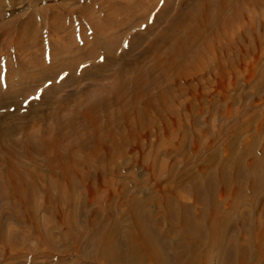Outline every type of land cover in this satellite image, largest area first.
<instances>
[{
    "label": "rangeland",
    "instance_id": "obj_1",
    "mask_svg": "<svg viewBox=\"0 0 264 264\" xmlns=\"http://www.w3.org/2000/svg\"><path fill=\"white\" fill-rule=\"evenodd\" d=\"M180 2L181 0H0V25L14 21L12 27L0 30V117L4 114L11 115L10 121L12 125L16 124V127L17 124H28V121L34 118L36 128L32 122L33 127L28 130H41L43 124L32 116L35 110H38V115L52 112L54 117L49 119L46 125L54 127L55 131L57 116L62 119L70 117L76 108L75 105L80 101L96 100L101 97L105 99L103 95L111 89L113 75L120 66V62L118 65L109 63L107 71L100 78H94L88 73L84 75L85 70L91 67L93 59L95 63H103L104 47L92 46L95 35L90 25L106 29L107 32L103 31L104 34L109 33L110 26L125 25L129 29L110 35L109 40L111 39L112 43L108 41L107 47L111 54L120 55L124 49L132 48V54L138 55L150 42L164 33L165 27L176 12L186 9ZM153 4L158 9L164 5L167 7L161 21H158L148 33L147 30L154 24L157 15L156 10L151 8ZM251 16L254 17V21ZM233 20L228 26L229 33L225 34L234 43L227 54L218 49L219 53L215 54L213 49L208 50L202 46L203 58L212 62L209 71L200 72L202 75L194 74L195 76L189 77L188 82L183 81L177 86L163 82L159 88L153 85L149 87L150 95L159 109L158 115L163 116L164 120L156 119L152 127H143L139 131L132 126L127 128L128 136L136 134L137 140L123 157L109 165L110 174L100 173L101 179L90 182L92 185H99L101 187L99 191L90 196L86 193L80 196L76 192L70 193L69 203L59 208L56 206L57 199L64 200L63 194L67 196L68 193L58 190L54 184L48 195L50 201L46 202L44 189L49 188L53 181L48 177L47 181L44 179L40 186L38 185L39 190L32 201L38 208L36 229L34 224L29 228L22 223L24 233L35 230L31 232L32 237L27 241L29 249L21 254L19 263L11 257L0 260V264H73L75 261L90 264L86 259L80 258L76 251L79 249L92 253V250L85 249L82 243L78 248L64 252L60 236L65 235L67 239V231L69 234L71 232L86 235L88 225L92 220L106 215L108 207L114 217L124 219L126 216L122 215L126 208L120 201L129 200L131 197H143L147 195L145 191L155 192L158 179L166 180V173H163L165 169L174 172L182 170L199 172L208 164L214 165L219 160L230 159L232 155L230 152L240 151L243 146L253 145L255 154H260L264 146V5L252 11L239 8L235 11ZM241 33L245 36L243 39L240 38ZM139 34H143L141 38L143 40L137 38ZM234 35L245 48L248 45L255 48L256 39L261 45L256 46L253 53L244 54L234 42ZM18 39L25 43L26 47L16 49L14 44ZM220 42L226 44L224 39H220ZM213 43L210 38L206 42L207 46ZM84 54L89 56L82 58ZM213 58H218L220 63L216 65V59L214 62ZM228 60L233 63L229 68ZM147 61L148 66L152 57L148 56ZM107 62L105 61V64ZM21 66L24 67L23 70L19 69ZM30 66L34 69L29 73ZM41 71L49 73L45 78L47 80H37ZM157 75L160 76L158 73ZM31 79L37 81L32 83ZM50 89H53V92L50 97H46L47 101L45 99L43 101L44 94ZM79 90L83 91L72 95ZM9 93L16 94L10 98ZM66 94L69 98L64 100ZM159 94L168 100V106H164L162 110L159 105ZM62 102L65 107L57 114L63 105ZM108 109L116 112L118 107L110 105ZM148 114L152 117L156 115L153 111ZM99 115L103 122L105 118L102 110H99ZM132 116L131 111L130 120H133ZM80 122V119L76 121ZM257 125L260 126L259 130L256 129ZM25 130L26 128L20 132L18 130L17 139L20 140L24 136ZM66 132L69 142L77 140L74 136L76 130L68 128ZM78 133L81 134V131ZM254 142L257 144H253ZM20 152L21 150L19 154ZM154 152L158 153L156 158ZM213 154H218L219 159L212 161L210 157ZM37 158L42 177L45 174L43 156ZM77 159L81 161L82 157L79 156ZM153 166L155 170L152 169ZM95 167L93 163L92 170ZM151 169L154 175L152 177ZM74 179L76 181L77 177ZM165 185H171V181L167 179ZM243 195L244 198L239 204L238 195L233 192L222 196L217 194L216 200L224 213L231 214V225L234 229L240 225L251 228L257 225L264 227L262 198L250 187L246 188ZM180 196L181 203H186L194 211L203 207L202 199L194 201L192 197L181 193ZM0 205L3 209L9 208L8 202L0 201ZM21 214L25 217L23 213ZM127 219L122 221L124 223L121 224V236L124 234ZM4 223L8 228L14 229L19 226L8 215L4 218ZM50 227L52 233L48 232ZM175 229L168 228L164 235V244L171 252L176 247ZM48 234L54 238L50 241L54 242L56 250L54 253L47 252L49 245L44 243L40 245L38 242L43 235ZM247 236L244 242L238 236V244L246 246ZM6 248L5 244L0 243V253H4L3 250ZM179 248L182 246L176 249ZM247 253L248 261L250 252ZM217 257L215 252L211 254V264H219ZM227 264L235 263L230 260Z\"/></svg>",
    "mask_w": 264,
    "mask_h": 264
},
{
    "label": "bare ground",
    "instance_id": "obj_2",
    "mask_svg": "<svg viewBox=\"0 0 264 264\" xmlns=\"http://www.w3.org/2000/svg\"><path fill=\"white\" fill-rule=\"evenodd\" d=\"M181 3L186 9L176 12L165 27L164 33L150 42L138 55L132 54V48L124 49L120 55L111 54L107 47L108 41L112 43V40H109L110 35L128 30V27L110 26L109 33L104 34L103 31L107 32L106 29L96 28L91 23L95 35L92 46L104 47L103 65L95 63V59L93 62L88 60L92 65L85 70L84 75L88 73L94 78H100L107 71L109 63L118 65L120 62V66L113 75V83L107 96L103 95L105 99L101 97L96 100L80 101L75 105L76 108L70 117L62 119L57 116L55 131L54 127L50 128L46 125L48 120L54 117L52 112L38 115V110L33 109L35 114L32 116L38 118L44 125H41V130H28L32 122L36 128L34 118H31L28 124H17L16 127V124L12 125L10 121L11 115L4 114L0 117L2 118L0 120V201L9 203L7 210L0 205V243L7 247L3 250L4 253H0V260L14 257L19 263L21 254L28 251L27 241L32 237L31 232L35 230L24 233L22 223L29 228L32 224L35 227L38 208L32 201L36 191L39 190L38 185L40 186L44 179L47 181L50 177L53 181L52 185L49 181L50 187L44 189L46 202L50 201L48 195L54 184L58 190L68 193L67 196L63 194L64 200L57 199L56 206L59 208L69 203L70 193L76 192L79 196L86 193L90 196L99 191L101 187L90 182L101 179L100 173L110 174L109 165L123 157V154L132 147V143L137 140L136 134L132 137L128 136L127 128L132 126L139 131L143 127H152L156 119L158 121L163 119V116L158 115L159 109L150 95L149 87L153 85L159 88L160 83L163 82L177 86L183 81L188 82L189 77L194 74L209 71L212 62L203 58L202 46L208 50L213 49L215 54L219 53L218 50L227 54L234 43L225 34L230 31L228 26L234 21L235 11L239 8L252 11L264 5V0H181ZM166 7L164 5L158 9L155 4L151 6L156 10L157 15L154 24L148 28V33L158 21H161ZM251 19L254 21L253 16ZM13 23L14 21L0 25V30L12 27ZM236 35L233 36V40L244 54L253 53L256 46L261 45L256 39L255 48L250 45L245 48ZM240 35L241 39L245 37L243 33ZM142 37L143 34H139L137 38L143 40ZM209 38L214 43L207 46L206 42ZM220 39L226 40V44L220 42ZM14 45L16 49L26 47L20 39ZM88 56L84 54L82 58ZM148 56L152 57V61L147 66ZM215 59L213 58L216 65L220 63L218 58ZM105 61L108 62L105 64ZM232 64L228 60L227 68ZM23 68L21 66L19 69L23 70ZM33 69L30 66L28 72ZM48 74L41 71L37 80L47 78ZM36 81L31 79L32 83ZM82 91H75L72 95ZM52 92L53 89L46 91L43 101L44 99L47 101L46 97H50ZM15 94L9 93V97ZM159 96L162 110L164 106H168V100L162 94ZM68 98L69 95L66 94L64 100ZM110 105H116L118 110L116 112L109 110ZM13 106L16 108L15 105ZM64 107L65 104L59 108L57 114ZM99 110L104 114L103 122ZM131 111L133 120H130ZM150 111H153L157 117L149 115ZM78 119L81 120L80 123H76ZM25 128L24 136L20 140L17 139L18 130L20 132ZM68 128L72 131L76 130L74 136L77 140L69 142L66 132ZM256 129L259 130L260 126L257 125ZM79 130L81 134L78 133ZM253 144L256 145L257 142ZM19 150H21L20 154ZM230 153H232L230 159L219 160L214 165L208 164L199 172L187 170L174 172L165 169L163 173H166V180L158 179L155 192L145 191L147 195L143 197H131L129 200L120 201L126 208L122 215L126 216L124 219L114 217L108 207L106 215L92 220L88 225L86 235L71 232L69 234L67 231V239L65 235L60 236L64 252H70L83 243L85 249L92 250V253L79 249L76 252L80 258L86 259L90 264H200V261L202 264H211L213 252L217 254L219 264H227L230 260L235 264H264V227L257 225L251 228L240 225L234 229L231 225V214L224 213L216 200L217 194L222 196L233 192L238 195L237 204H239L244 198L243 192L250 187L255 194L260 195L262 206L264 205V146L259 155L255 154L253 145L243 146L240 151L233 150ZM154 154L156 158L158 153L154 152ZM38 156H43L45 174L42 177L39 172ZM79 156L82 157L81 161L77 159ZM210 158L212 161L219 159L218 154H213ZM93 163L96 165L94 170H92ZM152 169L155 170V166ZM167 179L171 181L169 186L165 185ZM180 193L192 197L194 201L202 199L203 207L194 211L186 203H181ZM6 215L19 226L14 229L8 228L4 223ZM126 219L128 222L121 236V224ZM173 227L177 230L174 244L176 247L171 252L164 244V235L168 228ZM48 232L52 233L51 227ZM246 235H248L247 245L243 244L245 247L239 245L237 237L240 236L244 242ZM53 239L52 235L48 234L43 235L38 242L40 245L42 243L49 245L47 252L54 253L56 252L54 242H50ZM183 240L185 242H182ZM179 246L182 248L177 250ZM247 251L250 252L248 261ZM73 264L80 263L75 261Z\"/></svg>",
    "mask_w": 264,
    "mask_h": 264
}]
</instances>
